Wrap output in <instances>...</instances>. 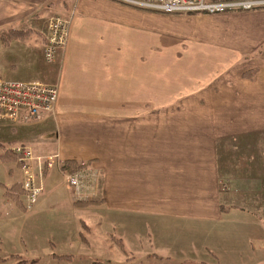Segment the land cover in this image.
Here are the masks:
<instances>
[{"label": "crops", "instance_id": "0c3cea01", "mask_svg": "<svg viewBox=\"0 0 264 264\" xmlns=\"http://www.w3.org/2000/svg\"><path fill=\"white\" fill-rule=\"evenodd\" d=\"M53 16L69 18V38L47 65ZM263 45L264 8L170 16L112 0H0V78L58 85L26 138L0 119L5 151L53 159L36 176L43 199L56 178L69 189L64 161L87 163L97 177L82 179L84 195L121 213L123 242L149 228L155 259L264 264V205L234 203L264 192ZM5 189L14 205L21 191Z\"/></svg>", "mask_w": 264, "mask_h": 264}, {"label": "rangeland", "instance_id": "374dc122", "mask_svg": "<svg viewBox=\"0 0 264 264\" xmlns=\"http://www.w3.org/2000/svg\"><path fill=\"white\" fill-rule=\"evenodd\" d=\"M160 14L175 16L186 13ZM54 17L68 22L67 39L64 46L55 51L53 62L51 64L45 62L47 65H53L56 62L58 51L65 48L69 38V18L53 16L50 19ZM48 37L49 29L46 45ZM34 124L37 123L30 122L14 126L5 123L2 126L4 130L7 129L6 131L10 128H16L18 130L17 136L19 137V133H22V138H26L25 129L29 128L30 130ZM4 139L7 141V138L0 137V144L3 145L0 147V264H14L19 260L27 261V264H201V259H205V255L199 254H194L192 258L179 257L182 260L177 259L178 261L158 260L153 255H147L158 249L153 238L149 241V234L152 232L147 227L139 230L137 244H129L128 239L123 242L119 229L121 213L105 210L106 204L103 195L93 197L89 196V192L84 195V190H87L85 188L83 191L81 188V195H75L74 190L70 187H68L70 190L65 188L62 178H56L55 190L46 199H43L42 195L49 192L47 187L32 210H25V194L22 192L21 185L18 184L22 178L21 170L17 162L8 154L2 156L3 152L10 147L6 142V144L4 143ZM259 155H264V150ZM81 175V185L84 177L92 180L97 177L87 170ZM7 183L18 192L21 191L17 196L18 201H15L14 205L5 204L8 199L3 200L6 198V196L4 197L5 192L9 191V189H5ZM88 183L91 184L92 182ZM36 185L39 187V178L36 179ZM221 189L226 190L224 184ZM243 194L236 195V199L244 200L242 202L236 200L235 204L248 206L252 203L249 201L254 199L257 206L264 205L262 204L264 192L258 193L256 197H253V194H250L251 196ZM73 197L75 203H90L85 206L74 207L71 201ZM256 214L260 217L264 216L262 212ZM81 222H84L87 229L82 226ZM111 224L114 225L109 230L107 227ZM79 232L84 234L85 241L80 238ZM176 232L181 233L179 230ZM195 237L197 238V235ZM124 250L126 252L129 250L130 253L133 254L134 252L135 254L124 256ZM185 258L191 259V261L184 262ZM206 261L209 262L206 264H214L212 257L207 258Z\"/></svg>", "mask_w": 264, "mask_h": 264}, {"label": "built area", "instance_id": "2783aa9c", "mask_svg": "<svg viewBox=\"0 0 264 264\" xmlns=\"http://www.w3.org/2000/svg\"><path fill=\"white\" fill-rule=\"evenodd\" d=\"M119 4L140 10L158 13H203L221 14L230 10H253L264 8V0H113ZM68 22L61 18L49 21V37L44 50V60L51 64L55 51L64 46ZM58 97L56 84L34 80L7 81L0 78V119L9 125L39 123L53 113ZM10 153L22 173L21 189L26 196L25 208L31 210L37 203L41 188L36 185V176L48 172L53 159L33 156L29 146H15ZM84 171L64 175L67 186L81 195V178Z\"/></svg>", "mask_w": 264, "mask_h": 264}, {"label": "trees", "instance_id": "16d2710c", "mask_svg": "<svg viewBox=\"0 0 264 264\" xmlns=\"http://www.w3.org/2000/svg\"><path fill=\"white\" fill-rule=\"evenodd\" d=\"M9 155L11 156V154L8 153V151H5L3 155ZM13 157V156H12ZM88 167V164L87 163H79V162H76V161H64L62 164H61V172L64 174V175H68V174H72V173H75V172H79V171H85V169H87ZM90 202H73V205L74 206H85V205H88ZM82 223V226L87 229V227L85 226L84 222H81ZM79 236L80 238L85 241V236L83 233H80L79 232ZM119 241V240H117ZM121 245V244H120ZM28 262L27 261H24V260H19L17 261L16 263L14 264H27Z\"/></svg>", "mask_w": 264, "mask_h": 264}]
</instances>
